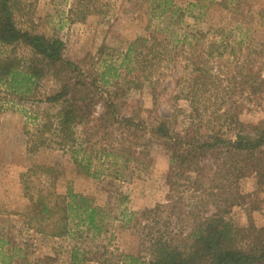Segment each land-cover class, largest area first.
Listing matches in <instances>:
<instances>
[{
  "label": "rangeland",
  "instance_id": "rangeland-1",
  "mask_svg": "<svg viewBox=\"0 0 264 264\" xmlns=\"http://www.w3.org/2000/svg\"><path fill=\"white\" fill-rule=\"evenodd\" d=\"M21 1L24 8L17 26L60 38L64 58L80 69L77 78L94 84L98 98L117 95L114 103L121 118L149 126L157 118L168 119L178 132L189 125V104L175 99L181 88L176 78H187L182 59L165 63L151 56L149 46L128 53L130 43L147 38L149 31L161 25L148 0H102L104 13L84 22L68 18L70 0ZM185 1L173 3L184 6ZM241 12L252 17L253 39L263 42L264 0H243ZM206 19L207 23H235L217 7L209 10ZM187 22L193 24L190 19ZM11 49L0 44V60ZM14 51L24 65L32 57L24 46ZM59 84L51 75L32 84L25 85L23 80L17 91L0 83V264H146L153 240L162 237L182 248L190 243L189 235L199 221L221 214L224 201L236 195L243 200L237 199L226 219L239 229L249 223L264 225V191L255 189L253 177L231 182L222 161L208 157L200 171L186 170L170 161L162 142L150 141L144 132L121 123L99 127L95 119L102 112V101L93 106L90 122L74 128V146L60 150L50 140L31 151L39 125L47 118L53 120L63 107L46 101ZM153 90L158 93L156 105ZM75 150L84 151L91 160L92 174L77 172ZM37 165L55 166L56 177L27 171ZM23 180L30 191L49 187L71 205L78 197L85 199L98 210L101 230L83 225L79 211L70 212V233L63 238L30 229ZM67 191L77 199L66 196Z\"/></svg>",
  "mask_w": 264,
  "mask_h": 264
},
{
  "label": "trees",
  "instance_id": "trees-1",
  "mask_svg": "<svg viewBox=\"0 0 264 264\" xmlns=\"http://www.w3.org/2000/svg\"><path fill=\"white\" fill-rule=\"evenodd\" d=\"M147 2L161 25L149 31L147 38L130 43L128 53L149 46L151 56L165 63L175 64L182 59L187 78H176L181 88L175 99L189 104L190 123L181 132L172 129L168 119L157 118L149 126L141 120L121 118L114 103L117 95L109 93L98 98L92 90L94 84L77 78L80 69L64 58L65 44L60 38L21 29L17 18L23 12L22 1L0 0V44L12 47L9 56L0 60V83L10 91H17L23 80L25 85L32 84L46 75L60 83L59 90L46 101L63 107L53 120L47 118L39 125L31 151L50 140L60 150L74 146V128L90 122L93 106L102 101V112L95 119L99 127L121 123L144 132L150 141L162 142L170 161L186 170L200 171L206 157L219 159L226 168V179L237 183L253 177L255 189L264 191V41L257 43L253 39L252 17L241 12L243 0H188L184 6L173 0ZM212 7L232 17L235 23H207ZM104 8L102 0H70L68 18L84 22L90 16L102 15ZM18 46L32 53L26 65L16 59L14 49ZM152 96L156 105V90ZM83 153L73 151V163L78 173L92 174L91 160ZM56 170L55 166L37 165L27 171L55 178ZM23 183V194L29 201L26 215L30 229L63 238L70 233V212L79 211L84 216L83 225L101 230L98 210L89 207L85 199L67 191L66 196L79 198L71 205L65 196L55 194L49 187L36 186L30 191L26 181ZM237 199L243 200V196L226 199L221 214L199 221L189 235L190 243L182 248L162 237L153 240L146 264H264V225L249 223L239 229L226 219ZM71 256L77 263L76 255Z\"/></svg>",
  "mask_w": 264,
  "mask_h": 264
}]
</instances>
